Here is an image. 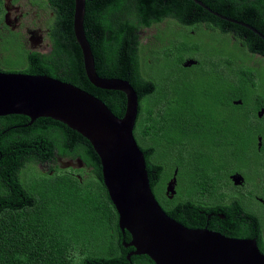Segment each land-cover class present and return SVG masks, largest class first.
<instances>
[{
  "label": "trees",
  "instance_id": "obj_1",
  "mask_svg": "<svg viewBox=\"0 0 264 264\" xmlns=\"http://www.w3.org/2000/svg\"><path fill=\"white\" fill-rule=\"evenodd\" d=\"M48 1L55 11L50 24L54 53L27 50L17 34H9L13 52H3L0 71L71 83L121 117L125 95L97 88L86 76L73 32L74 0ZM200 1L264 35V0ZM2 13L0 0V19ZM163 22L165 27L158 26L154 37L143 43L139 31ZM219 24V18L192 0H85L83 25L96 72L127 80L135 89L139 104L133 134L144 154L150 188L163 210L182 225L196 209L209 211L216 204L223 209L219 197L226 173L240 168L244 148L255 151L258 135L264 151V115L257 117L264 107V73L248 61L256 51L264 58V45L256 47L258 38L239 23ZM194 55L215 71L191 69L192 78L184 82L196 91L190 96L177 91L176 68ZM211 75L230 78V117L225 123L214 118L217 113L210 107L199 113L197 99L205 105L210 95L207 87H197L208 80L210 84ZM238 99L242 103L234 104ZM28 122L25 115L0 116V264L126 263L122 244L110 236L112 231L120 234L118 213L90 142L49 117ZM203 127H208L206 133H201ZM196 141H204L205 151L196 148ZM55 151L61 157L79 156L84 168H40L38 163L50 162ZM176 167L180 191L169 198L165 181Z\"/></svg>",
  "mask_w": 264,
  "mask_h": 264
},
{
  "label": "water",
  "instance_id": "obj_2",
  "mask_svg": "<svg viewBox=\"0 0 264 264\" xmlns=\"http://www.w3.org/2000/svg\"><path fill=\"white\" fill-rule=\"evenodd\" d=\"M192 1L205 7L199 0ZM84 14L85 0H74L73 32L86 76L97 88L119 90L125 95L123 115L116 116L101 99L71 83L48 75L0 71V116L25 115L29 118L25 125L49 117L90 142L100 159L103 182L118 213L119 229L130 234L128 245L134 247V254H145L154 264H264V254L253 239L188 229L160 206L150 188L144 154L133 134L137 93L127 80L98 75L84 31ZM233 103L240 104L241 100ZM263 113L260 109L258 116ZM234 179L237 182L240 176ZM175 185L176 170L166 183L169 198L176 192Z\"/></svg>",
  "mask_w": 264,
  "mask_h": 264
},
{
  "label": "flooded vegetation",
  "instance_id": "obj_3",
  "mask_svg": "<svg viewBox=\"0 0 264 264\" xmlns=\"http://www.w3.org/2000/svg\"><path fill=\"white\" fill-rule=\"evenodd\" d=\"M49 5L50 3L48 0H2L3 13L0 19V59H3L4 53L13 52V47L9 43V34H17L16 36L21 39L23 47L27 50L37 51L42 54L54 53L53 44L50 39V24L54 21L55 11L51 9ZM201 7L219 18V25L225 26L226 24L229 26V23H234L230 20L235 19L229 17V15L217 13L207 6ZM255 19L257 21L261 20L260 18ZM235 21L240 22L243 27L248 28L258 38V43H255L256 47H263L264 35L261 32L252 27L249 23L238 20ZM42 24H44V28H42ZM226 34L229 37L234 38L233 34L230 32ZM154 35L155 33L152 34V37H154ZM203 39H205L206 42L209 40L207 37H204ZM244 39H247V35L244 36ZM230 48L231 44L229 43L227 49L230 51ZM248 59L250 66L258 68L256 70L259 73H264V58L261 53L257 51L249 53ZM188 61L194 62L187 65L186 63ZM202 61L203 59L196 55L185 57L181 61L180 66L176 68L180 69L179 75L177 76L179 81V83L176 84L178 87L177 91L182 93L185 92V94L186 91H188L190 96H193L196 93L191 86L184 83L188 78H192L189 75L193 72L191 69H208L210 73H214L215 70L206 66V64H201ZM212 76L213 78L210 84L208 80L207 84L201 83L197 87V89L200 88L203 91L207 87V93L210 95L208 103L204 105L203 101L197 98L195 99L198 100V105L201 107L199 113H206L210 107V110L217 113L214 118H216L217 121L225 123L230 117V107L228 103L230 100V89H228V87H230V78L229 75L224 76L229 81L227 82L223 77L221 80L220 77L216 75L215 77L214 75H211V77ZM220 84L222 85V91L219 89ZM189 100L193 99L189 98ZM193 105L194 104H192V108L196 110ZM260 109L264 110V107L261 106L257 110L258 118H261L264 115L263 113L261 116H258ZM214 118L212 120H215ZM207 129L208 127H203L201 133H206ZM203 142L196 141V148L199 147L202 151H205L206 146L202 145ZM256 143L255 151L254 148L249 150L244 148L242 150L244 158L240 161V168L236 171H229L226 173V180L223 183L224 188L222 189L221 197H219L223 200V209L220 210L218 204L211 207L209 211L196 209L197 211L187 213L188 217H185L184 219L187 224L183 225L188 229L219 233L228 238L253 239L256 242L259 251L264 254V151L262 152L261 148V135L257 136ZM211 155L213 156L214 154L212 153ZM38 165L44 170H47L54 165H58L60 168L64 169L71 168L74 170L82 169L85 166L79 156L61 157L58 155L57 151L54 152L53 158L50 162H45L43 164L38 163ZM175 170L176 194L180 189L177 178V167L174 171ZM235 175L240 176V179H238L237 182L234 179ZM169 179L165 181L164 194L166 183ZM191 222L196 224L190 225ZM119 233L120 234H118L117 231H112L110 236L113 238L114 243L122 244L121 252L125 251L127 262L121 264H154L147 255L133 253L134 247L128 245V242H130L131 239L128 231L125 230L123 233L120 230Z\"/></svg>",
  "mask_w": 264,
  "mask_h": 264
},
{
  "label": "rangeland",
  "instance_id": "obj_4",
  "mask_svg": "<svg viewBox=\"0 0 264 264\" xmlns=\"http://www.w3.org/2000/svg\"><path fill=\"white\" fill-rule=\"evenodd\" d=\"M45 15H46V14H45ZM44 17H45V16H44ZM165 24H166V23L163 22V23L160 24V25H154V26H152V27H150V28H143V29H141V30H140V35H141V37H142V42H143V43L148 42L149 39L152 38V34H153V33H156L158 26L162 28V27H165ZM42 28H44V24H42ZM7 54H8V53H7Z\"/></svg>",
  "mask_w": 264,
  "mask_h": 264
}]
</instances>
